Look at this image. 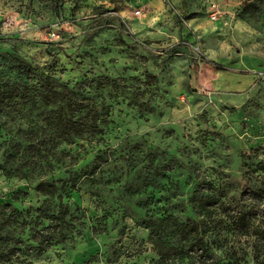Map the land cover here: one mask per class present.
<instances>
[{
  "label": "rangeland",
  "instance_id": "374dc122",
  "mask_svg": "<svg viewBox=\"0 0 264 264\" xmlns=\"http://www.w3.org/2000/svg\"><path fill=\"white\" fill-rule=\"evenodd\" d=\"M247 1L258 21L239 16L241 0H0L1 77L19 79L6 59L15 52L40 67L33 86L42 75L82 83L111 108L101 139L47 146L25 166L6 156L27 146L24 131L40 122V109L0 107V203L27 191L15 205L34 214L40 180L74 176L64 201L85 224L74 241L31 252L29 262L153 264L148 224L164 214L197 217L188 202L195 179L219 196L207 235L214 264H264V206L251 212L248 232L224 208L264 182V0ZM104 77L116 87H95ZM25 172L28 181L18 177Z\"/></svg>",
  "mask_w": 264,
  "mask_h": 264
},
{
  "label": "trees",
  "instance_id": "16d2710c",
  "mask_svg": "<svg viewBox=\"0 0 264 264\" xmlns=\"http://www.w3.org/2000/svg\"><path fill=\"white\" fill-rule=\"evenodd\" d=\"M51 1L55 4L60 2ZM241 1L239 16L249 14L253 20L258 21L254 6L247 0ZM115 19L119 29L123 30L122 20ZM1 41L0 39V43ZM125 43L120 40L121 45ZM6 59L19 79L11 80L0 76V107L36 104L41 117L40 122L33 127H27L24 131L25 138L29 141L27 146L22 149L20 146L14 147L16 151L6 156L5 163L21 160L25 166L36 165L38 163L36 157L40 156L47 146L56 148L60 144H74L77 140L103 137L111 108L106 104L99 105L93 98L84 94L82 92L84 84L70 86L67 82L42 75L33 86L32 78L40 67L15 52H9ZM144 75L149 83L156 81L155 75L148 72ZM93 82L98 88L105 85L110 88L116 87V80L109 77L99 78ZM98 166L96 158L88 169V177L96 173ZM27 173L18 177L28 181ZM6 177L13 178L17 175L7 173ZM75 178L70 176L67 180H40L33 190L43 200L33 209L34 214H28L15 205L28 196L27 191L18 190L12 194L9 202L0 203V263L32 264L27 260L31 252L42 255L53 247L72 242L74 237L82 235L85 224L72 214L71 206L64 201L69 191L76 187ZM218 199L219 196L211 183L194 179L189 190L188 202L197 211V217H187L180 221L169 214H164L157 222L150 221L147 242L155 254L153 264L212 260L213 254L207 235L211 229L213 214L218 211L215 208L219 203ZM239 201H230L224 208L228 207L235 213L231 224L239 225L248 232L251 212L259 205L264 206V182L244 190ZM219 214H222V211L219 210ZM222 217L225 216L222 214ZM259 238L264 242V227ZM262 241H259V245H262ZM210 262L214 264L213 260ZM256 264H260L257 259Z\"/></svg>",
  "mask_w": 264,
  "mask_h": 264
},
{
  "label": "crops",
  "instance_id": "0c3cea01",
  "mask_svg": "<svg viewBox=\"0 0 264 264\" xmlns=\"http://www.w3.org/2000/svg\"><path fill=\"white\" fill-rule=\"evenodd\" d=\"M212 83V85H214V82H211Z\"/></svg>",
  "mask_w": 264,
  "mask_h": 264
},
{
  "label": "built area",
  "instance_id": "2783aa9c",
  "mask_svg": "<svg viewBox=\"0 0 264 264\" xmlns=\"http://www.w3.org/2000/svg\"><path fill=\"white\" fill-rule=\"evenodd\" d=\"M138 13V12H137Z\"/></svg>",
  "mask_w": 264,
  "mask_h": 264
}]
</instances>
